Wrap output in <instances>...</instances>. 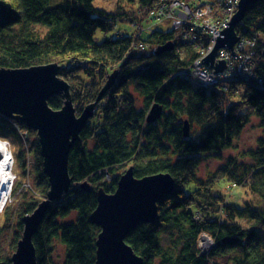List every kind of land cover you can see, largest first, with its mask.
Returning a JSON list of instances; mask_svg holds the SVG:
<instances>
[{"label":"trees","instance_id":"trees-1","mask_svg":"<svg viewBox=\"0 0 264 264\" xmlns=\"http://www.w3.org/2000/svg\"><path fill=\"white\" fill-rule=\"evenodd\" d=\"M48 1L0 0V68L68 60L69 66L59 65L57 70L68 84L67 94L50 95L46 103L55 111L70 100L76 115L95 102L111 73L115 79L71 143L69 191L49 206L31 239L36 264H59L52 260L54 243L64 247L60 264H94L100 229L91 223L90 214L97 205L96 192L99 188L114 192L127 166L133 167L136 177L166 172L174 181L172 193L156 202L155 220L125 235L143 264H264V233L258 229L264 225V0L247 8L235 26L240 36L256 37L254 70L262 81L237 77L225 89L219 84L205 87L178 74L191 63L195 51L183 47L172 30H155L144 37L112 33L118 19L140 20L158 0H126L134 4L116 3L111 11L92 6L93 0H61L50 6ZM96 30L110 35L98 40ZM138 42L144 48L133 46ZM167 43L171 49L159 53L158 47ZM244 80V88L236 92L234 82ZM133 92L141 100L139 109ZM154 103L163 112L148 123L145 118ZM250 116H256L261 126L256 146L227 156L205 177H198L196 165L204 158L220 159V151L232 146ZM183 120L190 126L187 137L182 133ZM27 129L16 118L0 116L2 141L10 137L20 141V133ZM38 144L32 149V167L42 185L38 194L44 196L49 182ZM24 154L13 159L20 179L26 167ZM246 157L250 164L239 161ZM220 181L243 186L260 203L246 201L237 206L228 202L214 190ZM83 182L89 184L88 189L81 186ZM18 185L14 184L10 195ZM19 192L21 211L18 231L13 233L17 239L23 228L20 217L30 214L41 200L36 193L27 197V190ZM9 206L6 202L0 213L6 216L0 237L12 222ZM71 215V220L64 221ZM203 232L210 236L212 246L201 253L197 242ZM0 263L11 264L1 254Z\"/></svg>","mask_w":264,"mask_h":264},{"label":"water","instance_id":"water-1","mask_svg":"<svg viewBox=\"0 0 264 264\" xmlns=\"http://www.w3.org/2000/svg\"><path fill=\"white\" fill-rule=\"evenodd\" d=\"M255 2L256 0L238 1L237 10L229 19L228 26L219 30L212 50L201 59L202 62L212 65L214 56L221 47L227 46L230 52L233 51L232 47L238 40L235 26L241 21L247 8ZM171 47L167 43L158 47V52H168ZM225 66L224 59L218 60L214 71L219 72ZM58 68L59 65L53 62L11 70L0 68V116L16 118L23 125L37 131L40 156L43 157L44 172L50 183L47 199L22 219V239L10 258L12 264H36L31 239L51 203L69 191L68 153L71 143L78 139V132L93 116L96 102L110 88L115 77L111 73L95 102L88 104L76 115L70 100H66L62 108L55 111L46 103L50 95H66L68 92V84L59 78ZM162 112L161 106L154 103L149 107L145 119L148 123L155 122ZM189 131V124L184 120V137L189 135ZM132 171L133 167L130 166L121 174L114 192L106 193L103 188L96 192L97 205L90 214L91 223L100 229L95 241L94 264H143V258L126 243L125 235L141 223L153 222L157 215L156 202L174 189V181L169 173L136 177ZM81 186L89 188L87 182H83Z\"/></svg>","mask_w":264,"mask_h":264},{"label":"rangeland","instance_id":"rangeland-1","mask_svg":"<svg viewBox=\"0 0 264 264\" xmlns=\"http://www.w3.org/2000/svg\"><path fill=\"white\" fill-rule=\"evenodd\" d=\"M60 1L61 0H49L48 4H49V6L55 5V4H58ZM125 2H126V0H93L92 6H94L96 8L104 9L107 11H111L114 9L116 3H121L125 7H129V5L134 4V1H129L128 3H125ZM202 2H205V0H202ZM147 13H148V11H147ZM146 15H147V17L145 16V17H143L137 21L134 20V22H131V23L126 19H118L114 25L112 33L114 35L120 33L124 36L135 34V35L144 37V36H147V35L153 33L155 30H163L166 32L172 30L174 32V30L172 29L173 28L172 23H170L171 22L170 19L165 18L163 20H155L154 18H151L153 16H151V15L148 16V14H146ZM43 31L44 30H40V32H43ZM105 35H110V33L109 32L104 33L100 30L95 31V37L98 40H102ZM181 44L184 45L183 47L189 48L188 45H185L182 42H181ZM133 46H134V44H133ZM221 48H223V47H221ZM221 48H219L217 50V52ZM190 49L193 50L192 47H190ZM217 52L214 56L212 65H210V64L206 65L203 62L205 64V66H207L206 67L207 69H212L216 65V63L218 62V61L216 62V60H215ZM195 57H196V53H195ZM195 57L192 59V61L195 59ZM192 61H191V63H192ZM55 63L58 65H61V66H67V65L69 66V61L66 59L62 60L60 63H57V62H55ZM188 65H185L182 68H184ZM181 69L178 72L179 75H182ZM221 71H219V72H221ZM182 76L188 77L193 82L200 84V82H198L194 77H190L189 75H185V74H183ZM107 78H106V80H107ZM114 79H115V77H114ZM234 79L235 78L230 79L226 83H222V84H221V82L220 83L211 82L208 85H203V86L209 87L211 85L214 86V85L219 84V86H221L223 89H225V87L230 86V84L234 81ZM113 82H114V80H113ZM246 82H247V80H244L243 82L242 81L234 82L235 87L237 88V90L235 89V91L241 92L242 89L244 88ZM200 85H202V84H200ZM133 94L136 98V106L139 109L142 107L141 100L135 92H133ZM183 122H184V120L182 121V125H183ZM187 122H188V120H187ZM258 123H259V119L256 116H250L249 121L247 123H245V125L242 127L238 136H236L233 139L232 146L227 148V149L220 151V153H221L220 159H213V158L205 159L204 158L203 160H201L196 165V168H194L196 170V175L198 177H205L208 171H213L216 167H218L222 163H224L226 161L227 156H236L239 151L249 149V148H254L257 144L258 137L261 135V126ZM15 124L16 123H12V126ZM188 124H189V122H188ZM14 127L17 128L16 126H14ZM27 131H28L27 135L29 137H27V135H26ZM27 131H24V133L23 132L20 133V135H19L20 141H17V139L15 137H10V139L8 141L9 145L6 146L9 149V152L11 155L10 157H13V159L16 158V156H18V154H20L22 151L25 153L24 157L26 159V167L24 168V177L23 178L22 177H21V179L19 178L20 177L19 168L13 167V172L15 173V175H14L15 178L13 179V181H15L14 184L19 183L20 186L18 185V187H16L17 189H16L15 193H13L12 195L9 196V198H7L8 199L7 202L10 203V206L7 209V211H9L11 213L10 218L8 220L12 221L13 223L10 222L8 227H5L3 229L2 233H1V237H0V246H1L0 254L3 257L8 258L9 261H10V258L12 256L13 252L16 251L18 248V242H19V240L22 239V234H23L22 229H24V224H23V228L20 229L21 230L20 231V237L18 239L16 236L13 235L14 232L18 231V229L16 227V223L18 222L17 217L21 211V209H20L21 208V205H20V201H21L20 194L21 193L19 192L20 189L27 190V192H28L27 197L34 195L36 193L37 195L36 194L35 195L37 196V198L41 199L39 201V203H41L43 200L47 199V194L50 190V187H49L50 183H49V186H48L49 189H48L47 194L44 196H40L38 194L41 191L40 186H42V185L39 182V178H37L36 175L33 173V167L32 166H33L34 160L32 157V149L35 147V144L37 142L39 143V140H38L39 137H38L37 131L35 129L29 128V129H27ZM239 161H241L242 163H245L246 165L251 163V160L248 159L247 157L243 158V159H239ZM128 167H130V166H127L124 169H122L120 173L123 174V172H125ZM107 179H109V178L107 177ZM48 182H49V180H48ZM216 189L219 190V192L223 196H225V198H226V200H228V202L233 203L237 206H242L246 201L253 203V204H257V205L260 203L259 198H257V196L255 194L251 193L249 190H247L243 186L237 187V186H234L232 184H228L225 181H220L215 186L214 190H216ZM54 202H52V203H54ZM39 203H38V205H39ZM261 205H262V208H264V204H261ZM28 214L29 213L25 214L24 216H26ZM12 215H13V218H12ZM24 216L20 217L21 220L23 219ZM72 216L73 215L69 216L64 221L71 220L73 218ZM5 220H6V216L4 215V213L0 214V227L5 224V222H6ZM22 223H23V221H22ZM258 229L260 232L264 233V225H261ZM165 237H168V235L165 234ZM208 239H209V241L211 240L210 236L207 233L203 232L200 234L199 240L197 243L199 245V248L201 249V253L207 252V251L209 252V250L212 246L211 245L212 240L210 241L211 242L210 243L208 241ZM63 248L64 247L62 245H60L59 243H54V249L52 252V260H54V262L59 263V264L62 262V259L64 258V249ZM11 264H12V262H11Z\"/></svg>","mask_w":264,"mask_h":264},{"label":"built area","instance_id":"built-area-1","mask_svg":"<svg viewBox=\"0 0 264 264\" xmlns=\"http://www.w3.org/2000/svg\"><path fill=\"white\" fill-rule=\"evenodd\" d=\"M238 1L158 0L146 14L153 16L151 18L155 20L170 19L178 41L195 50V59L188 66L181 69L182 75L194 77L202 85H208L211 82H221L222 84L237 77L255 79L257 83H261V77L254 70L257 44L255 36H240L237 34L238 40L232 47L233 53L230 52L227 46L217 52L216 62L224 59L226 65L221 72L214 71V67L207 69V66L201 61L213 48L214 41L220 33L219 30L228 26L229 19L237 10ZM134 46L144 48L142 42H138ZM2 142L6 146L9 145L8 141ZM11 161L13 162V157H11Z\"/></svg>","mask_w":264,"mask_h":264},{"label":"bare ground","instance_id":"bare-ground-1","mask_svg":"<svg viewBox=\"0 0 264 264\" xmlns=\"http://www.w3.org/2000/svg\"><path fill=\"white\" fill-rule=\"evenodd\" d=\"M13 162L11 161L9 149L0 140V213L8 201L11 188L14 186ZM205 239V238H204Z\"/></svg>","mask_w":264,"mask_h":264}]
</instances>
